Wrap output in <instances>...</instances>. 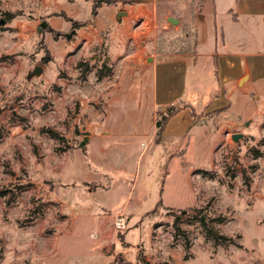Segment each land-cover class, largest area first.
I'll return each mask as SVG.
<instances>
[{"label": "rangeland", "instance_id": "obj_1", "mask_svg": "<svg viewBox=\"0 0 264 264\" xmlns=\"http://www.w3.org/2000/svg\"><path fill=\"white\" fill-rule=\"evenodd\" d=\"M93 4L0 0V264H41L54 254L55 264H78L99 256L88 236L78 249L65 242L60 254H51L57 237L71 229L67 215L74 205L68 203L102 186L77 177L80 165L90 167L86 146L77 143L84 130L101 132L117 83L136 67L117 45L116 19L103 9L92 14ZM90 20L97 24L88 28ZM42 21L49 29L38 31ZM190 47L182 32L163 33L156 45L160 51ZM35 65L42 73L27 78ZM220 131L209 164L191 172L196 198L182 188V167L167 164L161 145L142 150L143 180L128 197L126 215L99 210L107 231L93 237L111 259L95 264H139V258L147 264H264V111L241 128L238 141L228 128ZM166 170L172 178L160 194ZM192 205L202 208L203 218L178 211ZM119 218L127 226L122 219L117 226ZM203 220L226 239L208 237Z\"/></svg>", "mask_w": 264, "mask_h": 264}, {"label": "crops", "instance_id": "obj_2", "mask_svg": "<svg viewBox=\"0 0 264 264\" xmlns=\"http://www.w3.org/2000/svg\"><path fill=\"white\" fill-rule=\"evenodd\" d=\"M80 1L91 8L96 0ZM97 8L116 19L117 45L136 67L122 74L101 132L90 131L85 144L90 167L80 165L77 177L100 180L102 186L88 194L79 192L77 201L68 203L74 205L67 215L71 229L57 237L51 252L60 254L65 242L79 248L90 238L99 256L78 264L110 261L102 253V241L93 237L107 231L106 215L99 210L126 215L128 197L143 180L142 150L161 145L167 164L177 162L182 167V188L196 198L191 172L209 164L223 138L221 126L230 135L238 133L264 111V0H115ZM169 17L177 22L170 24ZM86 24L90 28L97 23ZM168 32H182L191 40L190 49L157 50L160 35ZM137 43L140 48L132 49ZM177 103L181 108L167 118L155 140V112ZM171 178L166 170L160 194ZM158 202L163 205L161 199ZM127 222L123 220V227ZM135 224L130 228L138 227ZM57 256H44L41 264H55Z\"/></svg>", "mask_w": 264, "mask_h": 264}, {"label": "trees", "instance_id": "obj_3", "mask_svg": "<svg viewBox=\"0 0 264 264\" xmlns=\"http://www.w3.org/2000/svg\"><path fill=\"white\" fill-rule=\"evenodd\" d=\"M115 0H96L93 4V8H92V14H95V11H96V7L101 3V2H105L107 4H110L112 2H114ZM105 74V73H104ZM97 75L100 77L103 75V72L101 70H98L97 71ZM181 104H171V105H168L166 106L165 110H161V109H157L156 111V121H155V126H156V131H155V135H154V139H158L159 135L161 134V131L163 129V126H164V123L165 121L167 120V118L169 116H171L172 114H174L176 111H178L180 108H181ZM160 205V203L158 204ZM168 211H171V208L167 207L166 208ZM202 208H196V207H189L185 210V213L186 212H191L193 214H198L197 216L203 218V216L201 215L202 211H201ZM178 211L180 213H182L181 209H178ZM216 220L217 222H219V218H214L213 220H210V221H214ZM202 224H203V229H204V232L205 234L212 238L214 241L216 242H219L220 240L222 239H226L225 236L219 234V232L209 224V222H206L205 220L202 221ZM138 263L139 264H147V262L142 259V258H139L138 259Z\"/></svg>", "mask_w": 264, "mask_h": 264}, {"label": "water", "instance_id": "obj_4", "mask_svg": "<svg viewBox=\"0 0 264 264\" xmlns=\"http://www.w3.org/2000/svg\"><path fill=\"white\" fill-rule=\"evenodd\" d=\"M168 21L170 24H173V23H176L177 20L174 19V18H171L169 17L168 18ZM4 23V19H0V24H3ZM46 24L47 22L46 21H42L38 24L37 26V30L40 31V29H44L46 27ZM75 33V29H72L70 32L66 33L65 34V39L66 40H69V38ZM43 71V68L41 65H35L33 67L32 70L28 71L27 72V78H30L32 76H39ZM242 137V133L240 132H235V133H232L231 134V138L234 140V141H238V139ZM89 141V131L87 130H84L82 132V138L79 140V142L77 143V147L78 148H81L83 147L87 142ZM182 213H185V210H182Z\"/></svg>", "mask_w": 264, "mask_h": 264}, {"label": "built area", "instance_id": "obj_5", "mask_svg": "<svg viewBox=\"0 0 264 264\" xmlns=\"http://www.w3.org/2000/svg\"><path fill=\"white\" fill-rule=\"evenodd\" d=\"M121 218H119L118 222H117V226H121Z\"/></svg>", "mask_w": 264, "mask_h": 264}, {"label": "flooded vegetation", "instance_id": "obj_6", "mask_svg": "<svg viewBox=\"0 0 264 264\" xmlns=\"http://www.w3.org/2000/svg\"><path fill=\"white\" fill-rule=\"evenodd\" d=\"M45 28L49 29V27H47V24H46V27H45ZM45 28H44V29H45ZM69 32H70V31H69ZM67 33H68V32H67ZM65 34H66V33L63 34L64 37H65Z\"/></svg>", "mask_w": 264, "mask_h": 264}]
</instances>
